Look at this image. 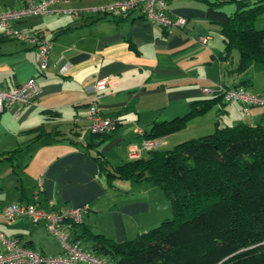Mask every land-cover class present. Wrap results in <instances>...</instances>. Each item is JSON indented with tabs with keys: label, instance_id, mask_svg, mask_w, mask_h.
Returning <instances> with one entry per match:
<instances>
[{
	"label": "crops",
	"instance_id": "crops-1",
	"mask_svg": "<svg viewBox=\"0 0 264 264\" xmlns=\"http://www.w3.org/2000/svg\"><path fill=\"white\" fill-rule=\"evenodd\" d=\"M113 1L67 0L49 14L16 24L53 43L46 71L40 70L36 47L7 38L0 29V89L35 79L41 90L36 106H14L1 117L0 209L12 204L55 211L88 206L79 234L103 235L121 244L150 231L158 214L167 218L173 211L151 181L116 178L110 184L97 157L111 169L148 159L143 143L155 124L184 117L193 103L219 96L209 97L204 89H215L220 82L228 87L248 82L259 94L253 91L252 76H263L264 64L239 72L238 52L225 58L221 27L209 21L210 1L223 4L231 15L240 0H169L170 14L187 20L184 27L172 29H162L137 13L120 19L74 14ZM25 3L0 0V11L20 9ZM201 38L207 42L201 43ZM103 78L108 84L98 100L100 113L119 123L105 139L88 132L85 119L93 99L86 87ZM76 117L82 120L75 123ZM263 118V108L246 115L235 102L216 106L183 131L164 137L161 149L211 134L219 120L236 126L256 125ZM137 128L143 134L136 133ZM134 148L141 150L138 158L131 156ZM0 231L38 253H62L46 225H35L29 218L2 221Z\"/></svg>",
	"mask_w": 264,
	"mask_h": 264
},
{
	"label": "trees",
	"instance_id": "trees-1",
	"mask_svg": "<svg viewBox=\"0 0 264 264\" xmlns=\"http://www.w3.org/2000/svg\"><path fill=\"white\" fill-rule=\"evenodd\" d=\"M236 5V11L228 15L223 4L210 1L208 18L221 27L225 58L238 52L237 70L245 72L264 64V29L256 28L264 15V0H240ZM226 87H245L252 92L248 82ZM233 102L225 101L222 94L195 102L184 117L155 124L146 138L162 140L183 131L214 107ZM242 112L246 114L243 108ZM221 123L217 122L211 134L182 142L172 150L161 147L149 152L148 159L115 169L97 157L110 184L117 178L159 186L170 201L173 218L121 244L103 235L79 234L83 223H69L74 239L112 264H264V118L256 125ZM116 125L117 131V121ZM111 134L92 135L105 139ZM88 240L92 242L87 248Z\"/></svg>",
	"mask_w": 264,
	"mask_h": 264
},
{
	"label": "built area",
	"instance_id": "built-area-1",
	"mask_svg": "<svg viewBox=\"0 0 264 264\" xmlns=\"http://www.w3.org/2000/svg\"><path fill=\"white\" fill-rule=\"evenodd\" d=\"M66 1L26 0L23 8L0 11V29L5 37L36 47L41 71L49 68L53 43L42 33L22 31L16 27V24L29 17L49 14L54 11V7ZM168 3L169 0H115L103 7L75 11L74 14L77 17L98 16L118 19L137 13L162 29L184 27L187 20L173 17L168 10ZM200 42L205 44L207 38H201ZM61 73L64 74L65 69H62ZM107 84L108 79L103 78L86 87V91L93 96L85 118L87 130L92 134L108 135L117 129L116 121L102 116L98 106L100 94L107 89ZM204 93L207 96H213L215 93L222 94L225 101L238 102L246 114H249L251 108H264V95L254 94L245 87L227 88L220 82L215 89H204ZM40 95L41 90L35 79H30L13 88L0 89V120L3 113L14 106H20L23 109L36 106ZM81 120L80 117H76L74 122L78 123ZM135 132L143 134L139 128ZM162 146L161 139H146L143 150L152 152ZM140 151L137 148L132 149L131 156L138 158ZM88 210V206H85L55 211L39 208L36 204H12L0 209V223L13 222L17 218L26 217L35 225L45 224L49 233L58 239L62 247L61 254L47 256L23 245L17 238L5 236L0 231V264H112L86 250L80 241L74 239L72 232L68 229L69 223L81 225Z\"/></svg>",
	"mask_w": 264,
	"mask_h": 264
},
{
	"label": "rangeland",
	"instance_id": "rangeland-1",
	"mask_svg": "<svg viewBox=\"0 0 264 264\" xmlns=\"http://www.w3.org/2000/svg\"><path fill=\"white\" fill-rule=\"evenodd\" d=\"M236 11V10H235ZM234 11V12H235ZM256 28L258 29V30H261V29H263L264 28V15H262L261 17H260V19L256 22ZM236 54H238V53H236ZM264 67V66H263ZM252 80H253V91L254 92H256V93H259V94H264V72H263V76H256V75H253L252 76ZM264 109V108H263ZM222 122V121H221ZM221 125H223V123H221ZM225 126V125H224ZM192 130V129H191ZM190 130V131H191ZM188 131V130H187ZM212 132H214V130L212 131ZM176 145H173L172 147H170V149H167V150H172L174 147H175ZM159 187V186H158ZM160 188V187H159ZM161 189V188H160ZM162 191V190H161ZM163 192V191H162ZM164 194V193H163ZM164 197L169 201V199L165 196V194H164ZM170 202V201H169ZM157 214H158V212H157ZM162 214L160 213V214H158V219L155 221V223H156V225H153V227H150L151 229L150 230H152L153 228H156V227H158V226H160V224L163 222V221H165V220H167V219H172L173 218V212H172V214L169 216V217H167V218H165V217H162L161 216ZM154 223V224H155ZM152 225H150V226H152ZM137 239V237H135L134 238V240H136ZM130 241H133L132 239H130ZM51 256V255H50ZM57 256V255H56Z\"/></svg>",
	"mask_w": 264,
	"mask_h": 264
}]
</instances>
